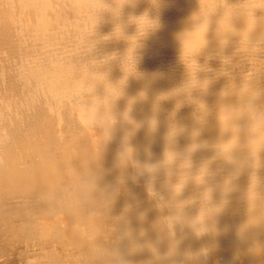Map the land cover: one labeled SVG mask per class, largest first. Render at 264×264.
<instances>
[{
    "label": "bare ground",
    "instance_id": "1",
    "mask_svg": "<svg viewBox=\"0 0 264 264\" xmlns=\"http://www.w3.org/2000/svg\"><path fill=\"white\" fill-rule=\"evenodd\" d=\"M0 264H264V0H0Z\"/></svg>",
    "mask_w": 264,
    "mask_h": 264
}]
</instances>
